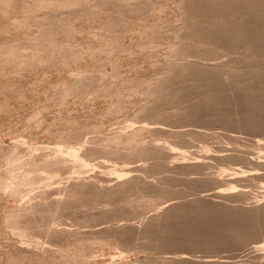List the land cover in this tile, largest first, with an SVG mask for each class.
Listing matches in <instances>:
<instances>
[{"label": "bare ground", "instance_id": "bare-ground-1", "mask_svg": "<svg viewBox=\"0 0 264 264\" xmlns=\"http://www.w3.org/2000/svg\"><path fill=\"white\" fill-rule=\"evenodd\" d=\"M263 91L264 0H0V264H227L127 246L196 221L206 195L156 175L205 174L225 155L187 149L197 126L263 122ZM227 170L213 196L247 195Z\"/></svg>", "mask_w": 264, "mask_h": 264}, {"label": "rangeland", "instance_id": "rangeland-1", "mask_svg": "<svg viewBox=\"0 0 264 264\" xmlns=\"http://www.w3.org/2000/svg\"><path fill=\"white\" fill-rule=\"evenodd\" d=\"M232 56L224 54L216 59L208 60V62L227 61ZM192 58L194 59V57H190V59ZM192 99L191 101H195V99ZM180 104L184 105L185 101H181L178 105ZM260 106L264 109V101L260 102ZM172 110H175V108H172ZM123 124V118L120 117L107 122L105 127L114 128L120 125L122 127ZM197 127H210L211 129L199 128V130L201 129V131H204L203 133L207 134L194 135L192 143L187 149L189 148V151H197L196 153H199L204 149L201 145H208V147L210 145V148L213 149L212 151L210 150L212 155H217L218 153V155H225V158L222 160H210L212 167L210 166L209 169L205 170V174L200 176L196 174L182 176L163 172L157 174L156 177L163 178L166 176L168 178V184L164 186L173 191L172 197L178 196L185 190L192 193L187 197L188 199L205 194L204 209L196 213H187L196 214L194 223L167 227L163 225L158 228L157 231L161 236L158 237L159 240L152 241L156 244L154 249L145 248V251L137 253L135 247L127 246L131 249L129 254L149 260L153 257L173 256L174 254H171V251H182L188 252L184 254H189L188 256L195 262L211 258L217 261L229 260L230 262H226L227 264H264V250H258L255 247V243L258 244L264 241V233L254 230L255 228L253 227V224L257 223V217L264 218L254 202L256 200L255 196L264 195V167H259L263 169L260 171L259 168H257L258 170L253 168L255 167V161L264 160L262 158L264 157V148L262 147V144H264V121L259 124L249 121H240L238 123L232 121L228 124L217 122ZM5 139L9 140L10 137L7 136ZM219 167L228 169L227 174L232 168L249 170L244 174H251V176L249 175L235 184L224 182L228 180V175H223V182L218 183L219 188L236 185L238 189L246 190L247 195L227 198L213 196L214 191H216L215 181L210 180V178L221 174ZM18 171L19 168L15 165L14 172ZM253 173H258L257 175L260 173V176H256ZM189 180L196 181L194 183L195 189H190L192 186ZM206 188L208 190H205ZM209 188L210 190L215 188V190L210 192ZM179 199L176 198L171 200V202L180 201L181 199ZM217 203H225L227 207L223 206L224 208H220ZM231 205L234 208H231ZM135 222H137V219ZM9 237L1 238L0 241L5 243L14 241L12 237ZM145 242V240H141V243ZM127 244L132 243L127 240ZM99 254H101L100 251L94 253L95 256H99Z\"/></svg>", "mask_w": 264, "mask_h": 264}]
</instances>
